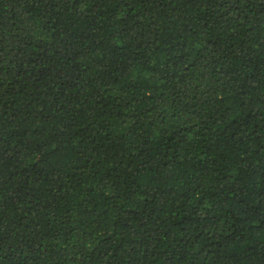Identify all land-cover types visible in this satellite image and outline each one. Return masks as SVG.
I'll return each mask as SVG.
<instances>
[{
    "label": "trees",
    "instance_id": "16d2710c",
    "mask_svg": "<svg viewBox=\"0 0 264 264\" xmlns=\"http://www.w3.org/2000/svg\"><path fill=\"white\" fill-rule=\"evenodd\" d=\"M0 264H264V0H0Z\"/></svg>",
    "mask_w": 264,
    "mask_h": 264
}]
</instances>
